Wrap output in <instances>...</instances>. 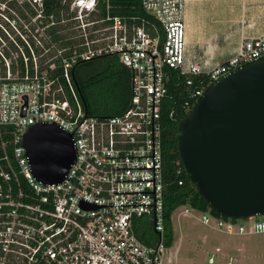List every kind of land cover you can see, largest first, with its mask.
Returning a JSON list of instances; mask_svg holds the SVG:
<instances>
[{
	"label": "built area",
	"instance_id": "2783aa9c",
	"mask_svg": "<svg viewBox=\"0 0 264 264\" xmlns=\"http://www.w3.org/2000/svg\"><path fill=\"white\" fill-rule=\"evenodd\" d=\"M188 1L140 0L155 20L151 34L120 17L95 20L99 0H73L72 43L52 44L49 59L47 29L54 23H46L43 0H33L37 15L27 12V18L9 17L0 3V264H165L173 244L164 238L161 122L169 86L184 84L186 114L221 76L264 56V32L242 34L237 53L224 64L191 55ZM105 55L131 71V100L122 114L99 117L87 112L72 72ZM47 124L70 135L76 151L59 183L36 178L23 145L31 127ZM184 207L185 214L196 211ZM201 213L203 223L230 235L264 233V217L246 226ZM144 218L156 235L149 241L137 234Z\"/></svg>",
	"mask_w": 264,
	"mask_h": 264
},
{
	"label": "water",
	"instance_id": "95a60500",
	"mask_svg": "<svg viewBox=\"0 0 264 264\" xmlns=\"http://www.w3.org/2000/svg\"><path fill=\"white\" fill-rule=\"evenodd\" d=\"M23 145L39 181L59 183L75 161L70 135L31 127ZM178 150L192 183L221 217H264V56L212 83L179 125Z\"/></svg>",
	"mask_w": 264,
	"mask_h": 264
},
{
	"label": "trees",
	"instance_id": "16d2710c",
	"mask_svg": "<svg viewBox=\"0 0 264 264\" xmlns=\"http://www.w3.org/2000/svg\"><path fill=\"white\" fill-rule=\"evenodd\" d=\"M21 1H23L22 4L19 0H0V3L7 6V11L4 13L9 17H14L13 12L23 18H27V12L33 16L37 15L31 4L33 0ZM72 1L43 0L45 16L48 19L46 23H54L47 29L51 36V41L47 44L50 49L46 57L48 59L55 55L52 44L61 47L72 43L71 37L75 34L73 30L75 23L72 20L75 14L70 11ZM109 15L122 18L130 26H145L148 32L154 34L155 20L142 9L140 0H99L98 11L92 17L95 20H102ZM50 17H53L54 21L50 20ZM11 50H15L13 43H9V49L5 48V53L11 56ZM60 72L61 70H58L57 74ZM72 73L89 114L99 117L115 116L122 114L128 108L131 100V71L120 62L117 56L105 55L80 62ZM187 97L188 92L184 84L172 81L169 94L162 106L165 230L171 225L172 214L182 206H189L197 211L221 217L210 207L192 183L179 154V125L186 115L183 106ZM179 182L183 184L180 185ZM150 226L148 223L147 227L140 229L141 227L138 226L137 228L138 236L145 241L154 237ZM172 242L173 239L170 237L167 245L170 246Z\"/></svg>",
	"mask_w": 264,
	"mask_h": 264
},
{
	"label": "rangeland",
	"instance_id": "374dc122",
	"mask_svg": "<svg viewBox=\"0 0 264 264\" xmlns=\"http://www.w3.org/2000/svg\"><path fill=\"white\" fill-rule=\"evenodd\" d=\"M257 1L253 0L251 3L253 6H248L245 20L257 22L261 19L264 14V0ZM202 3L198 7L203 16L200 20L199 35L204 39L211 38L213 42L221 45L227 30L229 33L238 30V0H203ZM0 8L3 9L5 6L1 5ZM5 10L7 11V8ZM74 12L77 14V10ZM2 21L4 18L0 21V24L4 26L5 23ZM201 215L202 213L197 210L185 215L184 206L179 207L172 214L171 225L167 227L164 238L165 243L168 244L172 237L173 251L165 253V264H168L169 257L172 260L171 264H231L230 258L233 259V264H252L251 261L245 262L239 258L238 252L233 248L234 243L244 238L248 243L259 246L264 244V233L248 232L242 237L221 235L203 224ZM254 220L255 218H249L239 223L251 226ZM148 223L151 225L150 230L155 238L153 225L148 218L143 219V223L139 225L140 229L147 227ZM217 247L222 250L218 255L213 254ZM262 264H264V258H262Z\"/></svg>",
	"mask_w": 264,
	"mask_h": 264
},
{
	"label": "crops",
	"instance_id": "0c3cea01",
	"mask_svg": "<svg viewBox=\"0 0 264 264\" xmlns=\"http://www.w3.org/2000/svg\"><path fill=\"white\" fill-rule=\"evenodd\" d=\"M202 2L203 0H189L186 8V40L188 50L191 55L205 56L207 58H210L214 65L224 64L237 53L242 39V34L246 36H257L264 32V14L257 22L253 20V22L245 20L247 17L246 11L248 10V6H253L251 4L253 0H238V30L235 32L230 31V33L227 30V32L223 36L221 45L213 42L211 38L204 39L199 35L200 20L203 16L200 12L201 9L198 7L199 5L203 4ZM257 2H260V0H258ZM205 225L221 235L225 234L229 236H235L218 230L214 225ZM245 235L246 234L238 236L242 237ZM177 242L181 244L180 241ZM263 245L264 244L262 243L259 246H256L255 244L248 243L244 238H241L237 243H234L233 248L238 252L239 258L245 260V262L251 261L252 264H262V258H264ZM172 247L173 246L168 249L169 253L170 251H173ZM217 249H219L220 252H217ZM221 252V248L217 247L213 254L218 255ZM232 260L233 259L230 258L231 263ZM170 261L172 260L169 257L167 263L171 264Z\"/></svg>",
	"mask_w": 264,
	"mask_h": 264
}]
</instances>
